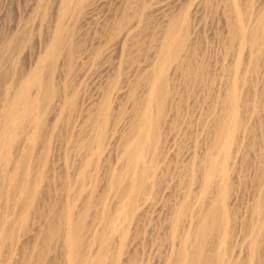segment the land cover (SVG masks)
Listing matches in <instances>:
<instances>
[{
	"label": "bare ground",
	"instance_id": "bare-ground-1",
	"mask_svg": "<svg viewBox=\"0 0 264 264\" xmlns=\"http://www.w3.org/2000/svg\"><path fill=\"white\" fill-rule=\"evenodd\" d=\"M60 1L61 4L59 3L60 7L57 12L58 18L64 16L67 13L75 23L79 21V18L80 21H82L81 13L83 12L84 7L89 5L88 2L90 0H60ZM225 2L227 1L225 0ZM253 2L256 1L228 0V4H227L228 13L227 12L226 13L228 14L229 17L228 18L229 21L227 19L229 24L228 23L227 24L229 25V29L231 30V33L229 30L230 35L228 41L230 47L231 48L232 46L234 47L233 49L235 52L234 53L235 59L232 65L230 66V68H228L229 69L228 73L226 72L227 74H226V78H224L225 81L223 82V85L222 83H220L216 91H214L210 104L209 106H207L208 108L206 107L207 108L206 112H203V114L201 112L198 115L200 116L202 114L203 116L199 118L200 122L197 123V125L199 126V128H197L198 131L196 130L195 136L194 137L192 136L194 139L193 138H192L193 140L191 139L193 141V144L191 146L192 149L190 148L191 152L189 156L188 153L185 152L187 155L186 156L187 160L185 161H187V163L185 162L186 163V166L184 168L185 170H183V168L181 169L183 170L181 172H184V175H182L183 173L182 174L180 173L182 176L179 174L183 178L182 182L184 186L180 188H178L180 185L176 186L178 190H180V192L182 193L180 196L176 195L174 198L171 197L172 199H170L169 196H174L172 194L173 192L170 194L168 192L169 191L171 192L172 189L174 191V187H172L171 190H169L170 187L169 185H167L168 179H166V176L169 177L168 174L166 175L167 173L166 169H168V166H166L167 168L166 167L163 168L164 166H161L164 164H161L160 157L161 158L165 157V153L168 151L170 147V146L168 147L166 146L167 143L169 142V141L167 142L168 138H166L168 134V133L166 134V131H168L166 129V125H169L168 123L169 116L170 115L174 116L171 113L177 112L176 109L179 104L177 103L178 102L177 99L179 96L177 97V99L176 96L181 93L177 91L178 85L176 83L177 80L175 76L176 67L173 66L177 65L180 69L182 67H186L181 64H184L182 62L183 61L185 62V59L187 58L188 55L192 56V53L194 51L192 33L193 30L195 29L193 24L195 22H193L194 19L193 13L189 9V7L188 9L190 11L187 9V7H184L181 10V12L179 11L180 13L177 12L179 14L177 17L175 18L170 17L171 19H169L164 25V27H162L159 45L157 47V50L155 51L156 52L155 62L153 63L152 67H150L151 69L148 72L146 78L144 77L145 87L144 90L142 89L143 93L142 95L140 94L141 95L140 99L136 98L138 99L137 102H134L136 104L135 105L133 104L135 107L134 109H131L133 113L130 117V120L127 121L130 122L129 125H126L128 127H125L124 130H122V128L120 127L121 132H119L120 133L119 147L117 149L114 148L116 149L115 159L118 160V164L117 166L114 165L115 167L112 168L107 166L108 168H110V170L105 165V169L109 170L108 173L104 172L102 169L103 167H101L100 165L102 171L104 172V177L106 173L108 174V176L106 175L107 179L104 182V183L107 182L105 186V191L101 189L104 186L103 187L101 186V188L99 186L101 191L98 190V192L100 193L104 191L105 195L107 192V194H109L110 200L108 199L109 201L108 200L106 201L105 200L106 196L103 197L102 193L94 196V194H98L97 190L94 193L96 189L95 187H97L96 183L98 182L97 181L98 179L96 180L95 177L93 179H90L92 181H91V187L89 186L90 187L89 193L86 194V196L84 195L85 196L84 198H80L79 192L83 187L82 184L80 183L82 182V179L86 177L84 176L82 177V179L80 177L81 182L77 179L78 182L80 183L78 184V182L76 181L77 183L75 186L77 185L78 186L76 190L74 189L75 190L74 192L71 189L73 193L67 194L64 192V190H62L63 191L62 193L63 194L65 193L66 195L64 194L65 195L64 197V195L61 193L64 197L63 198L64 200L62 199V201H59L60 203H58V205L56 204L58 200H55L56 202L51 201L50 199L52 198L50 197V199H48L49 197L48 195H47L48 196L47 199L44 198L45 190L48 191V189H46V185L48 184L47 182H49V180L51 182V179L50 178L48 179V177L52 176V174L50 173L51 171L48 170L49 167L47 168L45 167V165L47 164L49 158L52 155V151L54 148L53 142L55 140L54 138H56L55 137L56 135L52 136L53 129H52V125H50L51 119L53 121L54 118V117L52 118L51 116H53L54 114H51V116L48 115V117L51 118L49 119L50 122L46 114H48L49 110L50 111L53 110L52 102L55 99L54 96L57 93L59 94L58 89L62 85L60 84L62 79L59 80L60 81L59 84L57 81H54V78L57 76L56 75L57 68L59 71L58 62L61 58L62 61L63 58L66 59L68 58V60H70V54L72 53L73 47L75 45L73 44V42L71 43V45L72 44L73 45L72 46L70 45L69 32H65L66 30L65 26H63L60 23L59 19H56L59 20V22L56 21L57 24L54 25L55 29L53 28L54 30H52V33L50 34L48 41L46 43L44 42L43 50H41L37 54L38 56L36 57L32 68H30L29 71L27 70L28 72L26 74L23 71H21L22 72V73L20 72L21 74L23 73L25 74L22 76L19 74V72L17 73L14 70V73L19 74L21 78L19 79V75H17L18 79L16 77L17 80L15 79V83H13L14 81L12 78V83H13L12 87H10L11 85L10 84L9 88L6 90V92H4L5 94L0 100V198H2L4 201L0 208V264H49L51 262H47L49 258L47 257L46 260L45 259L46 255L50 251H53L55 249H58L59 251L58 252L60 258L59 264H234L233 262L235 258L234 260L232 258L233 262L229 260V258L231 256L230 249H232L231 247L233 246V242L236 240L235 239L237 233L236 230L239 229L237 228V225L241 227L240 228L241 230L239 231V237H241L242 235L245 236L246 234H248L249 237L247 238L249 239L248 246L247 249H245L248 250V255L247 257L246 255H244L246 258H244L242 261L241 259H239L241 257L240 256L238 258L239 261L237 259L238 261L237 264L240 263V261H241L240 264H260L259 263L260 259L263 262L261 255L264 253L260 252L261 251L260 245L264 238V121L261 126L262 128L259 127L261 129L260 146L258 147L259 151H256V153L259 152L257 154L258 167H256V170L258 168L257 171L258 175L256 176L254 175L255 177L258 178H257V182L255 181V184L252 181L254 184L253 185L254 189H252V191L254 190V192L252 193V196L250 198L251 203L250 204L248 203L249 207H247L248 208L247 209L248 216H246L247 219L244 218L245 216L243 217L244 214L242 216L239 214L240 211H238V214L240 215L239 216L236 212L237 207L236 209L234 207L236 205L235 204L236 190L234 187L236 182H234L233 184L234 180H232L233 178L232 174L235 171L236 163L238 162L240 157L242 159L244 157L242 155V148L244 146L243 145L244 141H246L245 139H250L249 138L250 136L248 137L247 135L248 122L246 118L249 113L248 105L250 103L252 104L254 101L253 93L251 92L253 89L252 75L255 73L254 71L256 70L257 65H259L257 64L258 61L256 56L258 55L259 57V54H261L264 51V0H258V2H256L258 4H255V6H253ZM139 4H140V8L142 9L145 6V1L142 0ZM211 4H213V2ZM223 6L225 5L223 4ZM122 12L124 13V10ZM224 16L226 15L224 14ZM126 17H124L125 19L123 18V21L126 20ZM123 21L120 19H118V21H115L116 23L115 28L116 29L122 28V25L125 24ZM197 35L199 36V34ZM126 41L128 42V39ZM132 44L135 43L132 42ZM197 44H199V42ZM127 52L129 51H126V53ZM231 56L234 57L233 55ZM73 57L71 56L72 59ZM71 63H73V61H71ZM180 65L182 67H180ZM185 65H188V61H186ZM65 66L66 65L61 67L63 68ZM188 70L190 71L192 70V68L191 69L189 68ZM183 71L181 72L183 73ZM186 73H188L189 75V72ZM215 73H217V70ZM196 74H197L196 70L195 71L192 70V72H190L191 78L195 79L197 77ZM113 76L112 79L114 80L115 77L113 78ZM187 76L186 78L191 79L190 77ZM217 77L219 78V76ZM201 79L202 78H200V80ZM215 80L217 81V79ZM132 85L134 86V84H131L130 87H132ZM111 86L106 88H108L109 90ZM114 87L115 86H112L113 88L112 91H115ZM207 87L208 85L206 86V88ZM97 88L98 87H96V89ZM116 89L119 90L118 88ZM97 90L100 91L99 88ZM108 90L106 93L102 91L103 93H105L103 97H102V93L101 94L98 93L101 95V97L99 96V98H101L99 100H97V98L95 99L94 96V99L97 100V103H95L96 101L93 100L95 101L94 107L90 109L91 108L90 106L89 112L86 111L87 113L86 114L84 113L85 123L83 125L85 124L86 125L83 126L82 128L85 127V130H87L86 135L84 134L85 132L81 131L83 133V137L81 135L82 138L77 136L75 141L72 138L74 141V143H72L73 151H78L80 149H83L84 156H87L89 158V160L92 163V167H94V170H96L99 167L98 165L102 163V161L108 158L109 156L108 149L109 147H111L112 145L111 142L114 140L112 136L114 133H116L114 132V130H116V128H114V121L115 118H117L116 115L117 112L115 114L116 117L113 115V112L118 111V109L117 110L114 109L115 108L114 106L116 104L115 105L113 104L114 101L111 102V100H113L111 96L115 92H112L111 95V92H109ZM73 91H76V89L72 90V92ZM70 92L68 93L69 95ZM79 92L80 91L75 92V94L72 95H77L76 93ZM82 93L84 94V92ZM79 94L78 97L80 98L81 94L80 95ZM87 94L85 93V96ZM116 94H120V92ZM121 94H123V92H121ZM125 94L127 95V92H125ZM202 95L200 96L202 97ZM122 96L124 97V95ZM71 97L74 98L77 96L74 97L69 96V98L66 97L68 101L66 100L65 101L71 102L72 99ZM117 97L118 95L115 96L116 100H118ZM79 98L76 100L78 101ZM81 99H83V97H81ZM133 99L135 100V98ZM72 100H73L72 101L73 103L71 102L72 105L73 104L75 105L77 101L75 102L74 99ZM83 100L84 102H86L85 98ZM120 100L121 99H119V101ZM90 101L91 100H89V103H91ZM181 102H184V100ZM77 103L80 104L79 102ZM111 103L114 106H112ZM85 104L86 103H84V105ZM69 105L72 108V105L71 104ZM119 106L120 103L119 105H117V107ZM63 107H66L65 103L62 106V108ZM56 108H57V104H56ZM62 108H60L59 110H61ZM84 108L86 110V106ZM84 108L81 109L83 110ZM75 110H77V108ZM78 110L80 111V109ZM172 110L173 112H171ZM120 112L121 111L119 109V113ZM84 114L82 116H84ZM178 114L177 116H179ZM60 115H61L60 118H64V114L63 115L60 114ZM172 118L173 117L170 118V123L173 122ZM197 120L198 117L196 119V122H198ZM58 122H60V120ZM86 122H88V125ZM191 123L192 122H190V124ZM171 125H172L171 127L175 129L174 125L173 124ZM185 129H187L186 126ZM188 133L189 132H187V135L186 134L183 135H186L188 137L189 136ZM53 134L55 133L53 132ZM117 134L114 135L115 138ZM39 140L41 141V144L39 145L41 146V148L39 147L40 154L38 155L37 154L38 151L36 152V147ZM118 140L119 139H116L117 142ZM178 143L175 142L174 145ZM186 144L188 143L186 142L184 145ZM180 145H177L176 148L174 147L175 150L173 152V155L175 157L182 150L181 149L182 146ZM246 145L248 144L245 143V146ZM113 146L116 147L115 144H113ZM186 146H184V148ZM114 149L112 150L113 152ZM171 151L170 153H168V155L171 154ZM113 152L111 153L113 154ZM170 156L167 157L170 159ZM64 157L62 158L64 159ZM65 158L68 159L69 157L67 156ZM41 159H43V161ZM166 159L165 161L167 165L168 163H170V161L172 164V160L168 159L169 161H167ZM69 160L71 164L72 159ZM81 160L83 161L84 159ZM81 160H80V164L82 163ZM89 160L87 159L88 161L87 163L90 165ZM40 161H42L43 164L41 168H38L36 163L38 162V164L40 165L39 163ZM165 161L163 163H165ZM77 163H78V159H77ZM87 163L85 162V164ZM175 163H173V165ZM180 166H182V164ZM17 167H19L20 170H18L19 173L17 172V174H15L16 173L15 171L18 169ZM80 167L81 165L79 166V168ZM170 167H171L170 171L172 167H174V169L176 168L175 166H170ZM71 168L73 169V167ZM76 168H78V166H76ZM79 168L77 169V171L79 170L78 173L80 174L82 168L84 169V165L83 167H81V170ZM51 169L52 167L50 168V170ZM90 170L87 171L89 172ZM102 171L101 173H103ZM178 172H180V169L179 171H177V174ZM49 173L51 175L48 176ZM84 173L86 174L85 171ZM86 175L89 176L91 174L89 175L86 174ZM242 176L240 177L242 178ZM70 177L72 178L73 175L72 176L70 175ZM75 177H77V174L75 175ZM179 177H177L176 180H178L179 183H181L180 182L181 178L178 179ZM104 179L105 178H103V180ZM85 180L86 179H84L83 181ZM86 181H88V179ZM70 183L69 181L68 182L66 181V184H64L63 182L65 187L63 188L62 185L61 189H66V188L68 189L69 186H71L72 184ZM177 183L178 182H176V184ZM52 184H53L52 182L48 184L51 186V187L49 186L50 188L54 187ZM193 184H194V188L192 187ZM60 185L61 183L59 184V186ZM60 187L58 190H61ZM84 187L86 188V186ZM181 188H183V190ZM57 192L59 193L60 191ZM51 196L53 197V194ZM56 199H58V197H56ZM248 204H246V206H248ZM244 213H246L245 210ZM240 217H243L245 221ZM151 220L153 224L155 222V225L153 226V231L156 233H154V237L151 238V241H149L150 239L148 238L149 239L148 243H150L148 244V246L149 245L152 246L153 244L155 245L156 242L158 243L159 241L163 240L164 243L163 245H165L164 252H162L163 255H161V252L159 251L160 250L159 246L156 247L153 245L156 248V249L154 248L153 250H148L146 249V247H144L146 245L144 244L146 226L149 224V222H151ZM35 222L37 223V228L36 226L32 228V229L35 228L36 229L34 231V235L30 243V241L27 240L28 238L27 234L31 229V226ZM244 222H246L245 225ZM164 224L166 228L165 227L163 228H165L166 230L163 235L164 237L160 239V236L163 234V231L162 234L158 236L157 234L158 229H160L161 226H163ZM242 229L243 232L245 233H240ZM148 233H150V231H148ZM146 235L148 237V234ZM244 236H242L240 240H242ZM246 244L247 242H245V244H243L242 247H244ZM160 245H162V243ZM228 252L230 256L227 254ZM52 253L55 254L54 252H51V254ZM243 253H245V251H243ZM244 256L242 255L241 258H243ZM55 259L57 260V258H54V260Z\"/></svg>",
	"mask_w": 264,
	"mask_h": 264
},
{
	"label": "rangeland",
	"instance_id": "rangeland-1",
	"mask_svg": "<svg viewBox=\"0 0 264 264\" xmlns=\"http://www.w3.org/2000/svg\"><path fill=\"white\" fill-rule=\"evenodd\" d=\"M92 1L93 0H90L88 2V4L90 6L88 5V6L84 7L83 12L81 13V20L82 21H80V18H79V21L74 23L72 18L67 13L64 16L58 18V15H57L58 13L57 12H58V9H59L60 4H61L60 0H0V97H1L0 100L2 99L3 95L5 94L4 92H6V90L9 88V85L11 84L10 87H12L13 83H15L16 77L18 79L17 75H19V74L21 76L25 75L29 71V69L32 68V66H33V64L35 62V59L38 56L37 54L41 50H43L44 42L46 43L48 41V39L50 37V34L52 33V30L55 29L54 25L57 24L56 21L59 22V20H60V23L63 26H65V28H66L65 32H69V37H70V40H71V42L69 40V43L71 45V43L73 42V44L75 45L74 47L76 49L75 50L74 47H73V51H74V52L72 51L73 54L70 52L72 54V55L70 54V60H68V58L67 59L63 58V61L61 60L62 58L59 60V62H58L59 71H58V68L56 70L57 72L55 71L56 75L58 77L56 76L55 77L56 79L54 78V81H57L58 84H59V82H60L59 80L62 79L60 84H62L63 86L59 85L60 86V88H59L60 90L58 89L59 94L57 93L56 94L57 96L56 95L54 96L55 99L57 98L56 99L57 101L54 99L56 103L54 102V100L52 102L53 110H51V111L49 110L48 114H46L47 117H48V115L51 116V114H54L53 116H51L52 118L54 117L53 121H52V119L50 117H48V120L51 119V122H50V120H49V122L51 123L50 125H52V129H53L52 130V136L56 135L55 136L56 138L52 137V138L55 139V140L52 139V140H54V142H53L54 143L53 144L54 148H53L51 157L49 158L47 164L45 165V167H47V168L49 167L48 170L51 171L50 173L52 174V176L48 177V179L49 178L51 179V182L53 183L52 185L54 187L50 188L51 186L48 185V184H50L51 182L49 180L50 183L47 182L48 184L46 185V189H48V191L45 190L44 198L47 199V197L49 196L48 199H50V197H51L52 198V199H50L51 201L56 202L55 200H58L56 202V204L58 205V203H60L59 201H62V199L65 197V195H66L65 193H67V194L68 193H73L76 190L78 185L77 186H75V185L78 182V180L80 181V177L82 179V177L86 176V177H84L82 179V182L80 181L81 183L78 182V184L79 183L82 184L83 187L86 186V188L84 187L85 189L81 186L82 189L80 191L81 194L79 192V197L80 198H84L86 196V194L89 193L90 187H91V181H92L90 179H93L95 177L96 180L98 179L97 181L99 183L96 181L97 182L96 183L97 187H95L96 189H95L94 193L97 190L98 194H94V196L99 195V194L102 193L103 197L106 196L105 197L106 201L109 199V194H107V192H106V195H105V192H104L107 182L106 183H104V182L107 179V176H108L107 173L109 172L110 168L115 167L118 164V160L115 159L116 158V156H115L116 152L115 151L119 147V142H120V133L119 132H121L120 127L122 128V130H124L125 127H128L126 125H129V123H130V122H127V121L130 120V117H131V115L133 113L131 109H134V107H135L134 105L136 103H134V102H137V100L140 99V96L143 93V90H144V87H145L144 86L145 85L144 79L148 75V72L151 69L150 67H152V65H153V63L155 62V59H156V54H155L156 52L155 51L157 50V47L159 45V41H160V38H161L162 27H164L166 22L169 19H171L170 17H172V18L177 17L179 15L178 13H180L181 10L184 7H187V9L189 7L191 12L193 13V17H194L193 22H195V23H193L195 29L193 30V33H192L194 51L192 53V56L188 55L187 58L185 59V62L184 61L182 62L184 64H181V65L186 66V67H182L180 65V67H182L180 69L177 65L173 66V67H176V70H177V71L175 70V72H176L175 76H176V80H177L176 83L178 85L177 91L179 93L181 92L180 94L177 93L178 95L176 96V99L179 96L178 99H177L178 100L177 103H179L178 107L180 109H182V110H180L177 107V109H176L177 112H173V110L171 111L173 113L170 112L171 114L174 115V116H172V115L169 116V121H168L169 125H166V129L168 130V131H166V134L168 133L166 138H168L167 142L169 141L166 146L167 147L170 146V147H169L168 151L165 153V157H163L164 159L160 157V159H161L160 162H161V164H164V165H161L159 163L161 166H164L163 168L168 166V169H166L167 170L166 175L168 174V176H169V177L166 176V179H168L167 185H169V187H170V188L168 187L169 190H171V188L174 187V191H176V192H174L173 189H172V191L170 192L168 190L169 192L168 191L167 192L169 194L173 192L172 194L174 195V196H169V198L172 199L171 197L174 198L176 195L180 196L182 192H180V190H178V188L184 186L183 182H182L183 178L181 177L182 175H184V172H181V171L185 170L184 168H185L186 163H187V161H185V160H187L186 159L187 158L186 157L187 156L186 153H188V156H189V154L191 152V149H192L191 146L193 144L192 140L194 139L193 137L195 136L196 130L198 131L197 128H199V126L197 125V123L200 122L199 118H201V116H203L202 115L203 112H206V109L208 108L207 106H209V104H210V101L212 99L214 91H216V89L218 88L220 83H222V85H223V82L225 81L224 78H226V74L229 71L228 68H230V66L232 65V63L234 62V59H235V54H234L235 52H234V49H233L234 47L232 46V48H231L230 44H229V41H228L229 35H230L229 34V30L230 29H229V25H228L229 24V22H228L229 21V19H228L229 17H228V14H227L228 13L227 12L228 11V7H227L228 0H226L227 2H225V0H221V1L220 0H217V1H215V0H209V1L206 0V3H205V0L204 1L203 0H167V1H165V0H154V1L153 0H144L145 1V6L142 9L140 8V4H139L142 0H94L93 2ZM151 1H153V2H151ZM254 1L258 2V0H254ZM212 2H213V4H211ZM256 2H253V6H255V4H258ZM130 4H131V6H130ZM223 4L225 6H223ZM211 7H213V8H211ZM125 9L126 10L128 9L127 11L129 13ZM123 10H124L125 14L122 12ZM222 10H223V13H222ZM143 13H144L145 16L143 15ZM126 14H127V17H126ZM129 14L130 15L132 14V15L130 16ZM224 14L226 16H224ZM124 17H126V20L123 21ZM56 19H59V20H56ZM118 19L122 20L125 23L124 25L126 27L124 25H122V28L116 29L115 28V25H116L115 21H118ZM127 19H128V21H127ZM227 19H228V21H227ZM136 20H137V22H136ZM73 28H75V29H73ZM226 28H227V30H226ZM141 29H142V31H141ZM230 33H231V30H230ZM114 34H115V36H114ZM197 34H199V36ZM133 36H135V37H133ZM135 38H136V40H135ZM125 39L126 40L128 39V42ZM130 39L131 40L133 39V40H135L137 42H135L133 40L131 41ZM132 42L135 43V44H132ZM198 42H199V44H197ZM200 42H201V44H200ZM224 44L227 45V46H225ZM21 45H22V47H21ZM130 47H131V50H130ZM224 48H225V50H224ZM228 48H230L232 51L230 49H228ZM126 51H129V52L126 53ZM128 53H129V56H128ZM231 55H233L234 57H232ZM263 55H264V51L261 54H259V57H258V55L256 56L257 57V61H258L257 64H259V65H257V68L254 71L255 73L252 75L253 89H252L251 92L253 93V98H254L255 102L253 101L252 104L251 103L249 104L250 106L248 105L249 113H248V116L246 118L247 122L249 123V125L247 123V130H248L247 131L248 132L247 135H248V137L250 136L249 137L250 139H245L246 141H244V144H243L244 146L242 148V155L245 158L243 157V159H242L240 157V159L238 160V162H240V163H238V162L236 163L235 171L232 174V177H233L232 180H234L233 184H234V182L237 183V184L235 183V185H234L235 190H236L235 191L236 192L235 193L236 194V198H235V201H236L235 204L236 205L234 204L235 205L234 207H235V209L237 207V210H236L237 214H238V211H240L239 214L241 216L244 214L243 217L245 216L244 217L245 219H247L246 218V216H248L247 215L248 214L247 213V209H248L247 207H249V204L251 203V199L250 198L252 196V193L254 192V190L252 191V189H254L253 185L255 184V181L257 182V178H258V177H255L256 175H258L257 174L258 173L257 172L258 168L256 170V167H258L257 166L258 165V163H257L258 162L257 161L258 155L257 154L259 153V152L256 153V151H259L258 147L260 146V130H261L260 128H262L261 126H262V123L264 121V88H263L264 87V56ZM71 56L72 57L74 56L75 58L73 57V59H72ZM188 59H190V60H188ZM71 61H73V63H71ZM186 61H188V65H190V66L185 65ZM200 61H201V63H200ZM65 62H66V64H65ZM68 64H70V65H68ZM64 65H66L65 67H67V68L63 67L65 71L61 67V66H64ZM183 68H185V69H183ZM189 68L190 69L192 68V70H194V71L196 70L197 77L195 79L191 78L190 72H192V70L189 71L188 70ZM14 70L17 73L19 72V74L14 73ZM62 70H63V72H62ZM180 70L181 71L184 70L185 72L183 71V73H182ZM216 70H217V73H215ZM21 71H23L25 74L24 73L21 74L22 73ZM116 72H118V73H116ZM186 72H189V75ZM218 72H220V73H218ZM20 75H19V79L21 78ZM112 76H113V78L115 77L116 81H115V79L114 80L112 79ZM184 76H185V78H184ZM186 76L190 77L192 80L189 79V78H186ZM215 76L216 77L219 76V78L218 77L216 78ZM179 77H181V78H179ZM12 78H13V81H14L13 83H12ZM197 78H198V80H197ZM200 78H202V79L200 80ZM215 79H217V81ZM256 81H258V82H256ZM113 82H114L115 85L113 84ZM138 83H139V86H138ZM67 84H68V86H67ZM131 84H134V86L132 85V87H130ZM182 84H183V86H182ZM111 85L115 86L114 87L115 91H112L113 88H112ZM119 85H120V87H119ZM207 85H208V87L206 88ZM110 86H111V88H109V90H108V88H106V87H110ZM96 87H98L100 91H98L97 90L98 88L96 89ZM183 87L185 88V90H184ZM193 87H194V89H193ZM212 87H213V89H212ZM73 88L76 89V91L72 92V90H74ZM116 88H118L119 90H117ZM94 89H96V90H94ZM70 90H71V92H70ZM77 90L81 92V93L79 92L81 94L80 98L78 97L79 93H76L77 95H72V94H75V92H78ZM107 90L109 92H111V95H112V92H115L111 96L112 99H113V100H111V102L114 101L113 104L114 105L116 104V105L114 106L112 103H111V105L115 107L114 109H116V110L118 109V111H114V112L112 110L114 116H115V114L117 112V114H116L117 118H115V121H114V128H116V130H114V132H116V133L113 134L112 137H113L114 140L113 139H112L113 141L111 140L112 141L111 142L112 145L108 149V154H109L108 158H110V159L107 158L106 160L102 161V163H100L98 165L99 169L97 168L96 170H94V167H92V163L89 160V158L87 156H84V150L80 149L78 151H73L72 143H74V141L77 138V136H79L80 138L83 137V133L82 132H85L84 134L86 135L87 130H85V127L82 128L83 126L86 125V124L83 125L85 123L84 122L85 114L87 112H89L90 106H91L90 109H92L94 107V105H95L94 102L95 101H96L95 103H97V100L101 99V98H99V96L101 97L100 94L102 93V97H103V95L107 92ZM128 90H129V92H128ZM198 90H200L201 92L198 91ZM90 91H91V93H90ZM95 91L96 92L98 91V92L96 93ZM102 91L105 92V93H103ZM130 91H131V93H130ZM69 92H70V95L68 94ZM82 92H84V94ZM87 92H88L89 95L87 94ZM118 92H120V94H116ZM121 92H123V94H121ZM125 92H127V95L125 94ZM259 92H261V93H259ZM66 93L68 94V96H67ZM85 93L87 94L86 95L87 97L85 96ZM98 93H100V94H98ZM200 93H202L203 95L200 94ZM204 93H205V95H204ZM60 95L62 96L63 99L61 98ZM114 95L115 96L118 95V97H117L118 100H116ZM122 95H124V97ZM194 95H195V97H194ZM200 95H202V97ZM69 96H73V97L77 96V97H74V98L71 97V98L74 99L75 102L77 101L76 99L79 98V100L77 102L80 103V101L82 100L81 101L82 104L81 103L78 104L76 102L75 105L74 104L72 105V103H73L72 99H71L72 103L71 102H66V101H68L67 98H69ZM94 96H95V99L97 98V100L94 99ZM180 96H182V97H180ZM81 97H83V99L85 98L86 102H84V100L81 99ZM88 98H89V100H91L90 101L91 103H89ZM91 98H93V99H91ZM133 98H135V100ZM136 98H138V99H136ZM255 98H256V100H255ZM119 99H121V100L119 101ZM179 99L181 101L184 100V102H181ZM93 100H95V101H93ZM115 102H118V103H115ZM64 103H65L66 107H63V108L64 109L67 108L68 110L67 109L64 110L62 108ZM84 103H86V104L84 105ZM119 103H120V106H119L120 108L117 107V105H119ZM56 104H57V108H56ZM58 104H59V106H58ZM69 104L72 105V108L70 107ZM88 105H89V107H88ZM122 105H123V107H122ZM85 106H86V110L84 108ZM80 107L84 108L83 109L84 111ZM60 108H62L61 110H63V111L59 110ZM76 108H77V110H75ZM192 108H193V110H192ZM78 109H80V111ZM119 109L122 112V114H121V112L119 113ZM198 109H199L200 112L198 111ZM81 110L83 111V113H82ZM176 110H174V111H176ZM52 111H53V113H52ZM201 112H202V114L200 116H198ZM254 112H255V114H254ZM174 113H176V114H174ZM187 113H189V114H187ZM60 114H62V115L64 114V118H60L61 117ZM83 114H84V116H82ZM177 114L179 116H177ZM188 115H189V117H188ZM171 117H173L172 118L173 122L170 123V118ZM197 117H198V120H197L198 122H196ZM59 120H60V122H58ZM189 121L192 122V123L190 124ZM178 122H180V123H178ZM86 123L88 125V122H86ZM186 123H188V124H186ZM256 123H257V125H256ZM171 124L174 125L175 129H173V127H171L172 126ZM188 125H189V127H188ZM250 125L252 126V128H251ZM185 126H186L187 129H185ZM254 126H255V128H254ZM168 127H169L170 130L168 129ZM181 127H182L183 130L181 129ZM80 128H82L83 130L80 129ZM55 130H57V131H55ZM189 130L191 131V133H190ZM175 131H176V133H175ZM186 131L189 132L188 133V135H189L188 137L186 136L187 135ZM53 132L55 134H53ZM78 133H79V135H78ZM117 133H119V134H117ZM65 134H67V135H65ZM116 134H117V136L119 138L117 136L115 138L114 135H116ZM183 134H186V135H183ZM81 135H82V137H81ZM72 138L74 139V141H73ZM70 139H71L72 142L70 141ZM116 139H119L118 142L116 141ZM175 142L176 143L179 142L180 144H183V145H180L179 143L174 145ZM186 142L188 143V144H186L187 146L184 145ZM117 143H118V146H117ZM245 143H247L249 146L248 145L245 146ZM40 144H41V141L39 140L38 143H37V147H36V152L38 151L37 152L38 155L40 154L39 153V150L41 148V146H39ZM113 144H115L116 147L113 146ZM177 145L182 146L181 147L182 150L175 157L173 155V152L175 150L174 147L176 148ZM184 146H186V147L184 148ZM114 148H116V149H114ZM65 149H67V150H65ZM113 149H114V152L112 151ZM170 151H171V154H170L171 156L168 155V153H170ZM111 152H113V154ZM70 155H71V157H70ZM64 156L65 157L68 156L69 158L67 159ZM113 156H114V158H113ZM167 156L168 157L170 156V159ZM55 157H56V159H55ZM62 157H64V159ZM75 157H76V160H75ZM180 158H181L182 161L180 160ZM69 159H72L71 160V164H70V160ZM77 159H78V163H77ZM81 159H84L85 161L84 160L82 161ZM87 159L90 161L89 162L90 165L87 163L88 162ZM165 159L167 161L172 160V164H171V161H170V163H168V165H167ZM41 160L43 161V159H41ZM74 160H75V162H74ZM80 160L82 161L81 164H80ZM112 160H114V161H112ZM42 161L39 162L40 165L38 164V162L36 163L38 168L42 167V164H43ZM72 161L74 162V164H73ZM164 161H165V163H163ZM85 162L88 164V166H87V164H85ZM75 163L78 164V165H76ZM173 163H175L176 165L175 164L173 165ZM183 163H184V165H183ZM64 164H65V166H64ZM79 164L81 165V167H83V165H84V169L82 168V170H81V167L79 168V166H80ZM181 164H182V166H180ZM243 164H244L245 167L243 166ZM100 165H101V167H103L102 168L103 171L107 172L106 173L107 176L105 175V177H104V172L102 171ZM105 165H106V167L107 166L110 167V168L107 167L109 170L105 169ZM177 165L180 166V167H178ZM50 166L52 167L51 170H50V168H51ZM70 166L73 167V169ZM76 166H78V168L81 170L80 174H82V175H80L78 173L79 170L77 171L78 168H76ZM170 166H175L176 170L174 169V167H172V169H171L172 172H171L170 171V168H171ZM17 168H16L17 170L15 169L16 170L15 174H17V172L19 173L18 170H20V168L19 167H17ZM89 168L90 169L93 168V169L90 170ZM182 168H183V170H181ZM54 169H56V170H54ZM75 169H76L77 173H76ZM179 169H180V172H178V174H177V171H179ZM244 169H245V171H244ZM246 169H247V171H246ZM87 170H90V171H93V172H90V171L88 172ZM84 171L86 172V174H88V175L91 174V175L87 176L84 173ZM101 171L103 173H101ZM55 172H56V174H55ZM240 172H242L243 174L240 173ZM50 173L48 174V176L51 175ZM66 173H67V175H66ZM69 173H70L71 176L73 175L72 178L70 177ZM180 173L181 174L183 173V174L181 175ZM238 173L240 174V176L243 175L242 178L239 176ZM76 174H77L78 178L75 177ZM78 175H80V176H78ZM92 175H93V177H92ZM97 175H99V176H97ZM177 175H179L180 177L177 176ZM98 177L99 178L101 177L100 181H99ZM177 177H179L178 179L181 178L180 179L181 183H179V181L176 180ZM54 178H56V179H54ZM73 178L75 179V181H74ZM103 178H105V179L103 180ZM170 178H172V179H170ZM84 179H86V180L88 179V181H86V180L83 181ZM102 180H103V182H102ZM62 181L64 182V184H66V181L67 182L69 181V183L70 182L72 183V184L70 183L71 186H69V188H68L69 191H68L67 188H66L67 190L66 189H61L62 185H63V188L65 187V185L63 184ZM173 181H175V182H173ZM252 181L254 182V184H253ZM176 182H178V183L176 184ZM60 183H61V185H60L61 187L59 186ZM251 183H252V185H251ZM85 184H88V185H85ZM96 184H95V186H96ZM100 184H102V185H100ZM178 185H180V186L177 188L176 186H178ZM99 186H100V188H101V186L102 187L104 186L103 187L104 189L101 188L102 190H104L103 192H100V193L98 192V190L101 191ZM59 187H60L61 190H58ZM192 187L194 188V184L192 185ZM71 189L73 190V192L71 191ZM181 189L183 190V188H181ZM244 189H245V191H244ZM62 190H64V192H65L64 194L65 195L62 193L63 192ZM238 190L240 191V193H239ZM57 191H60V192L58 193ZM55 193L58 196H56ZM61 193L64 195V197H63V195ZM52 194H53V197L51 196ZM249 194H251V195H249ZM238 195H239V197H238ZM55 196L58 197V199H56ZM60 196H62V197H60ZM3 202H4L3 199L0 198V204H1L0 208H1L2 204H3ZM246 204H248V206H246ZM244 210H245L246 213H244ZM243 217H240V218L244 220ZM153 221H154V219H153ZM246 222H247V220H246ZM246 222H244V225H245ZM154 225H155V222L153 224L152 220H151V222H149V224L146 226L145 241H144V244H146V245L144 247H146V249H148V250H153L155 248L154 246H156V247L159 246L160 250L159 249L158 250L161 252V255H163L162 252H164V249H165V245H163L164 244L163 240L159 241L158 243L156 242L155 245L153 244L154 246L152 244H151L152 246H150V245L148 246V244H150V243H148V240L150 239L149 241H151V238L154 237V233H156V232L153 231V226ZM34 226H36V228H37V223L36 222L31 226V229L34 228ZM163 227H165V224L163 226H161L160 229H158V233H157L158 236H160V234H162V231H163V234L160 236V239H162V237H164L163 235H164L165 230H166L165 229L166 227L165 228H163ZM149 228H150V230H149ZM237 228H239V229L236 230V232H237L236 233V238H235L236 240L233 242V246L231 247L232 249H230L231 252L229 251L231 256L229 255V252L227 254L230 256V258L226 255L229 258V260H231L232 262H233V260L235 258V260L233 262L234 264H237L239 259H241V261H242L248 255V250H245V249H247L248 242H249V239H247V238H249L248 234H246L245 236L241 234L244 237L242 238V240H240V238L242 237L241 235H240L241 237H239V231L241 230L240 229L241 227L239 225H237ZM35 229H32L31 231L29 230V232L27 234V237H28L27 240H29L30 243H31V239H32V237L34 235ZM147 229H148V231H150V233H148ZM32 232H33V234H32ZM152 232H153V234H152ZM30 233L32 234V236H31ZM240 233H245V232H243V229H242V231ZM146 234H148V237H147ZM238 237H239V239H238ZM237 240H240V241H237ZM241 242H242V244H241ZM245 242H247V244L245 245L246 247L244 246L245 247L244 248L242 246H243V244H245ZM263 242H264V238H263V240L261 242V245H260V250H261L260 252L261 253L262 252L264 253V249H263V246H264L263 244L264 243ZM161 243H162V245H160ZM157 244H159V245H157ZM162 247H163V249H162ZM261 247H262V249H261ZM238 250H241V251H238ZM242 250L245 251V253H243ZM51 252H54L55 254H53V253L51 254ZM58 252H59L58 249H55L53 251H50L46 255L45 259L47 260V257L49 258L47 260V262H51L49 264H59L60 263V258H59ZM52 255H54V256H52ZM242 255L243 256L246 255V257L244 256L243 258H241ZM261 256L260 257L262 258V260L264 262V254H262ZM53 257L57 258V260L56 259L54 260ZM232 258H233V260H232ZM237 259H238V261H237ZM241 261H240V263H241ZM263 262L260 259L259 263L262 264ZM240 263H238V264H240Z\"/></svg>",
	"mask_w": 264,
	"mask_h": 264
}]
</instances>
